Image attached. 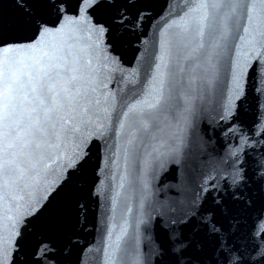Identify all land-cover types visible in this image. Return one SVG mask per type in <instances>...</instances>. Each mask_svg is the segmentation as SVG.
I'll use <instances>...</instances> for the list:
<instances>
[{
  "label": "snow or ice",
  "instance_id": "6c2138e0",
  "mask_svg": "<svg viewBox=\"0 0 264 264\" xmlns=\"http://www.w3.org/2000/svg\"><path fill=\"white\" fill-rule=\"evenodd\" d=\"M0 264H264V0H0Z\"/></svg>",
  "mask_w": 264,
  "mask_h": 264
}]
</instances>
